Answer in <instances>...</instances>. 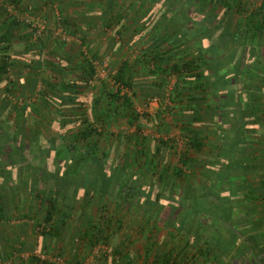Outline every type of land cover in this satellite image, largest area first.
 <instances>
[{"label":"trees","instance_id":"16d2710c","mask_svg":"<svg viewBox=\"0 0 264 264\" xmlns=\"http://www.w3.org/2000/svg\"><path fill=\"white\" fill-rule=\"evenodd\" d=\"M41 1L51 14L61 4L53 24L82 35V45L96 21L93 35L111 31L105 50L126 46L136 55L108 72L123 92H93L87 105L80 97L98 51L87 58L81 46L68 51L62 42L18 71L15 43L34 40L25 52L43 51L53 29L34 38L37 30L14 10L44 20L40 10L0 0V220L17 201L19 220L37 227L39 251L64 263L70 246L125 255L127 215L139 218L138 232L181 236L176 251H153L151 240L149 264H221L220 257L241 253L238 242L249 235L242 225L254 218L248 203L264 201V162L247 151L253 126L264 131V0H77L85 7L78 22L59 0ZM154 98L155 112L137 111ZM121 120L131 132L109 131ZM20 264L50 263L30 256Z\"/></svg>","mask_w":264,"mask_h":264},{"label":"rangeland","instance_id":"374dc122","mask_svg":"<svg viewBox=\"0 0 264 264\" xmlns=\"http://www.w3.org/2000/svg\"><path fill=\"white\" fill-rule=\"evenodd\" d=\"M36 1H38V0H35L33 2L35 3ZM249 1L251 2V4L253 3L254 6H257L261 0H249ZM34 3L31 4L32 8L34 6ZM35 9H37V8H35ZM52 12H53V10H52ZM10 13L13 14V10L10 11ZM38 13L41 15L40 17L44 18V21H48V22H46L47 26L51 24L48 27L49 29L52 28L55 31L60 29V28L56 27V24H53V23H55L54 20L56 17L55 11L52 14H51V11L46 14V12H43V10L41 9L40 12H38ZM18 14H17V11L14 10V16L19 18L20 20H22L25 23H26V20L28 18L33 17L30 15L26 16L25 13H23L22 11ZM56 14H57V12H56ZM35 18H37V17H35ZM30 27H31V25H30ZM41 31H44V30H41ZM41 31L38 33H35L34 38L36 36H39ZM60 35L61 34L56 35L54 32H53V34H50L48 36L45 35L47 39L45 38L46 40H43V42L45 43V48L43 49V51L36 47V48H34V50H31V52L26 53L25 49L29 45L35 43V41L34 40L32 42L17 41L14 45L15 46L14 47V51H15L14 53L17 57L18 63H20V65L18 66V68H20V69L19 70L17 69V70L21 71L23 69V73H25L27 71V68H25V66H24L25 64H31V63L34 64L35 61H39L41 59H48V57H50L48 53L51 51L53 52V50H51V49L53 47L55 49L58 46V43L63 42L64 44H66V48L68 49V51H71L73 49V47L76 48V47L81 46V50L84 53V57H87V58H89L91 56L92 52L97 50L99 53V56L96 58V60H94L96 70H97V72H100L101 70L104 69V71L106 73L105 77H103V78L102 77L101 78H98V77L93 78V80L89 83V85H90L89 88L86 89L85 94L83 95V97L81 96L80 99H83L84 102L87 105H89L90 101H91V94L93 92L96 94H99L102 89H104L106 91H107V89L113 90V91L116 90V86L112 83L111 78L108 75V72L110 71L109 73L111 74L113 72V70L118 66L117 63H119V61H121L122 59H125L128 57L129 52L116 53L115 46H112V44H111V46L108 47V49L105 50V46L107 47V44L109 43V39L111 38V36H110L111 31H106L105 33L99 34L98 36H95V35L93 36L92 34H90V36L88 38L86 36V40L88 41L87 42L88 45H86V46H84L80 43L82 35H80V39H78L79 34L77 37V36H72L68 33H65V35L69 37V40H66V41H62L60 39ZM83 46H84V48H83ZM57 50H59V48H57ZM30 61H31V63H29ZM11 73L12 74H11L10 78H12L14 80L17 76L13 75V72H11ZM154 99H156V98H154ZM156 102L157 103L154 104L153 106H150V105L146 106L147 103L143 107H140L137 105L136 109L139 112L146 110L149 113H153L160 106V102L158 101V99H156ZM165 103H166V101H165ZM114 127H116V129ZM126 128L129 129V127L124 123V121L121 120L119 123L116 124V126L112 125V127L109 128V131L123 130ZM129 131L131 132L132 129H129ZM145 133H148V131H146ZM22 198L24 199L25 197L22 196ZM15 205H17L18 208L15 206H11L9 209L6 210V213H5L6 219L2 220V221L0 220V248H4V251H5L2 254V257H4V259H2V260L0 259V264L6 263V262L4 263V261H5V257H7L6 253H8L9 247H12V251L10 252V253H12V256L10 258L7 257L6 260H8L9 263H6V264H20L21 260L17 259V255L19 253L17 251V249H18L17 245L18 244H16L17 242H15V240L12 236L15 229H17L18 232H20V230L21 231L23 230L24 233H26L25 235L28 236V237H26V240H23L25 242V245L27 248L21 250V253H20L21 257H23L26 260L27 255L36 254L37 257L42 258V259H46V261H51L49 263L53 264L54 263L53 262L54 257H55V255H57L56 252H52L51 250H49L47 252L42 253L41 251H39V247L36 245V242H35L36 241L35 237H36L37 233H39L37 230V227L34 226L33 231L31 230V233H30V225H32V222H30L31 220H29L25 224H24V222H22V223L20 222L21 224L18 223L19 221H24L23 219L19 220V217H18V209H20L22 206H21V204H18L17 201L15 202ZM23 213H26V210L23 211ZM3 239H8L10 241H5ZM6 242L8 244H6ZM238 246L241 247V242H239ZM48 253H51V254H48ZM14 254H16V256H14ZM45 255H50V258L45 256ZM234 255H235V253H230L229 255L222 256L218 259V262L221 264H228V263L246 264L247 263V261L241 259V253H238L236 256H234ZM229 258H231V259H229ZM65 261H66L65 263H68V264H75V262L73 260H70L67 258ZM248 262H250V260ZM81 264H91V263L89 261H87V263L82 262ZM193 264H206V263H203V260L197 259ZM209 264H213V263H209ZM254 264H264V259L262 260V262L259 261V262L254 263Z\"/></svg>","mask_w":264,"mask_h":264},{"label":"crops","instance_id":"0c3cea01","mask_svg":"<svg viewBox=\"0 0 264 264\" xmlns=\"http://www.w3.org/2000/svg\"><path fill=\"white\" fill-rule=\"evenodd\" d=\"M24 1L25 2L23 3V5L27 6L30 11H32L35 8L40 9V10L42 9L43 12H46V14L49 11H51V10H48L47 7L43 6L41 0H38L35 3L33 2L35 0H24ZM59 1L62 2V5H64V7H66V9L64 10H65V14L67 15V17L71 18V20L73 21L78 22L77 19L79 15L83 13V9H85V7H76V5L72 4L74 3V1H77V0H59ZM32 3H34L33 8L31 6ZM58 5L60 6L61 4L54 2L53 5L51 6L53 12L55 11V15L57 12ZM25 15L28 16L29 13H25ZM78 25H80V23H78ZM98 26H99L98 22L96 21L93 22L92 24L93 28L92 30H90V33L92 34L93 32H95ZM89 36L90 34L87 35V37ZM125 52H129V55L127 57L128 59L130 60L134 59L136 55V49L134 51L133 49H129L126 46L121 47L119 53H125ZM253 127H254L253 129H257V132L252 133L251 135L249 134L247 135V137L252 136L251 138L248 139V141L252 140V142L247 145V151L251 149L252 151L251 155L252 157L255 158L253 160L255 161L259 160L261 162H264V131H262L260 128H257L258 125L257 126L255 125ZM247 160L251 162V159L249 158L248 155H247ZM252 163H255V162H252ZM257 179L258 177H255V181H257ZM255 186H257V184H254V186L251 188L255 189L256 188ZM263 187L264 186H262V188ZM248 205L254 206V210H253L254 214L252 215V217L254 218L253 220H251V224L249 226H246L245 223L244 225H242L244 227L243 230L246 229L249 235L243 236L241 238V247L243 245L242 252H241V259L247 261V263L245 262L246 264H254L259 261L262 262V260L264 259V238L263 239L258 238L259 234L261 233L264 234V212L263 211L260 212V209L264 208V201L259 199V200L253 201L252 203L251 202L248 203ZM20 222L22 223L23 221H19L18 223ZM124 222L127 225H131V228L129 229H126V228L123 229L125 234L132 233V237L130 238L131 243H128L127 240H124V243L127 247L125 248L126 249L125 255L128 254V260L130 261L129 264H145V260L147 261L146 264H149L150 261L156 257L155 253H153L152 251H150L149 253H145L147 249L149 250V243L151 240H154L155 242H157V244H155V246L152 249L153 251L157 249L159 253L170 250V249H173L174 251L179 249L178 244L180 243L179 240L181 239V236L173 237L174 234H173V231L171 230L163 229V228L154 229L152 227H147L141 232H138L137 227H138V224L140 223V220L139 218L138 219L133 218L131 215L125 216ZM31 230H30V233H31ZM12 236L15 242H17L16 244H18L17 245V248H18L17 251L19 252L17 255L18 260L23 259L24 261H26L30 256H36V254L27 255L26 260L23 257H21L20 255L21 250L27 248L23 240H26V237L28 236L22 235L20 232H18L17 229L14 230V233L12 234ZM250 236H253V237H250ZM3 240L7 241V239H3ZM20 243H24V246H22V248H21ZM74 248L75 247L70 246L67 250V253H64L65 260L67 258L70 260L73 259V260H78L80 262H86V263L87 261H89L91 264H108L109 263L108 260L110 259L119 260L123 264L127 261V258L125 257L124 254L114 255L112 253H102V251H108V248L104 246L103 248L100 249L101 253L97 252L99 251V249L97 248L96 249L94 248L92 253H85L84 250H83L84 252L83 253L82 250H79V249L77 250V253H73L72 251L74 250ZM48 254H51V253H48ZM11 256H12V253H11ZM14 256H16V254H14ZM45 256L50 258V255H45ZM40 259L46 260L42 258ZM249 260L250 262H248ZM5 262L9 263V261L6 260V258H5L4 263ZM48 262H51V261H48Z\"/></svg>","mask_w":264,"mask_h":264},{"label":"built area","instance_id":"2783aa9c","mask_svg":"<svg viewBox=\"0 0 264 264\" xmlns=\"http://www.w3.org/2000/svg\"><path fill=\"white\" fill-rule=\"evenodd\" d=\"M8 11H12L13 9H12V7L9 5L8 6ZM26 23H28V24H30L31 25V27L32 28H35L36 30H37V33L38 32H40L41 30H44V29H46L47 28V23H46V21H44V20H42V19H40V18H35V17H30V18H28L27 20H26ZM56 35L57 34H61L60 35V39L62 40V41H66V40H69V37L68 36H66L65 35V33L64 32H62L61 31V29H59V30H52ZM92 65H93V67H94V71H95V76H94V78H103V77H105V75H106V73H105V71H104V69L103 70H101L100 72H97V70H96V67H95V63L93 62L92 63ZM113 83V82H112ZM114 84V83H113ZM115 86H116V90L117 89H120L122 92H123V90L119 87V86H117L116 84H114ZM157 102H156V99H150L148 102H147V105L146 106H152V105H154V104H156ZM53 262L55 263V264H68V263H64L60 258H54V260H53Z\"/></svg>","mask_w":264,"mask_h":264}]
</instances>
